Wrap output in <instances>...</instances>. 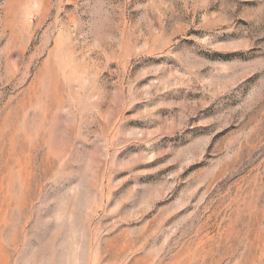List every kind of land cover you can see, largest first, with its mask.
I'll list each match as a JSON object with an SVG mask.
<instances>
[{
    "label": "rangeland",
    "instance_id": "obj_1",
    "mask_svg": "<svg viewBox=\"0 0 264 264\" xmlns=\"http://www.w3.org/2000/svg\"><path fill=\"white\" fill-rule=\"evenodd\" d=\"M0 264H264V0H0Z\"/></svg>",
    "mask_w": 264,
    "mask_h": 264
}]
</instances>
